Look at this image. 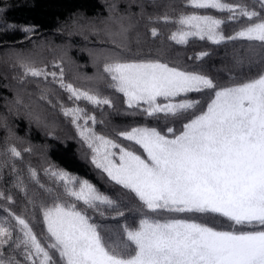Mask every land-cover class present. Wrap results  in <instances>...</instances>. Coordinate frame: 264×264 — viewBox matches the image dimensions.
Listing matches in <instances>:
<instances>
[{
	"label": "snow or ice",
	"instance_id": "6c2138e0",
	"mask_svg": "<svg viewBox=\"0 0 264 264\" xmlns=\"http://www.w3.org/2000/svg\"><path fill=\"white\" fill-rule=\"evenodd\" d=\"M187 4L227 16L192 13L174 20L165 13L148 20L178 25L167 39L181 45L189 38L213 44L250 42L248 68L254 75L220 85L201 72L170 66L161 59H124L122 53L131 51L127 42L132 25L124 23L131 19L127 9L135 5L140 16L145 15L139 0L124 4L112 0L107 14L88 26L93 35L103 34L102 42L114 46L108 54L94 55L96 77H75L94 81V87L81 88L68 81L62 63L54 62L58 71H49L46 65L36 67L29 59H19L24 78L44 82L40 100L53 107L58 104L62 114L71 118L80 141L90 150V162L118 186L140 218L134 225L120 223L129 203L52 166L44 169L55 185L48 187L29 165L30 180L42 190L39 218L34 211L30 222L4 209L15 223L7 218L0 222V264H264V0H187ZM242 19L243 26L234 34L223 33V25ZM150 34L156 38L161 32L152 27ZM207 55L202 51L195 59ZM101 85L122 95L132 110L126 114L163 119V127L116 130L117 139L131 142L126 147L96 132L95 125L104 120L78 105L65 107L58 96L56 104L50 99L62 91L73 104L85 101L95 108H114ZM192 93L207 99L202 103L191 98ZM177 121L179 128L169 126ZM5 154L23 158L16 146L8 147ZM16 171L13 164L12 172ZM14 187L27 195L19 175ZM0 200L14 203L3 191ZM28 203L37 208L33 200ZM97 217L115 220L117 226L101 225ZM33 222L42 225L39 236Z\"/></svg>",
	"mask_w": 264,
	"mask_h": 264
},
{
	"label": "trees",
	"instance_id": "16d2710c",
	"mask_svg": "<svg viewBox=\"0 0 264 264\" xmlns=\"http://www.w3.org/2000/svg\"><path fill=\"white\" fill-rule=\"evenodd\" d=\"M112 0H0V191L11 195L14 203L0 200V222H15L7 216L5 208L17 215H24L31 221L35 211L39 218L38 206L41 203L42 190L29 178L28 166L35 168L40 181L48 187H55L52 178L44 174V169L52 166L54 169L65 170L80 179H86L95 185L100 192L114 199H121L123 203H129L118 186L108 181L105 173L95 168L90 162V150L84 145L77 135L76 128L71 123V118L65 117L59 105L53 107L47 101L40 100V91L44 88V82L39 78L23 77V69L19 62L12 57L1 55L3 49L31 51L35 55L31 60L36 67L47 66L49 71H58L52 64L62 63L65 68V77L68 81L81 88L94 87V81L79 83L71 74L76 73L83 77H96L98 65L94 63V55L103 56L110 53L114 46L102 42L103 34L93 35L88 31L90 23H98L107 14V4ZM119 3H127V0H118ZM144 5L145 15L140 16V8L133 5L127 9L131 17L130 23H135V35L133 40L127 42L130 52H123L124 59H161L170 66H177L184 70H195L211 77L220 85H228L250 77L255 71H249V54L246 51L250 42L246 40L227 41L221 44H213L208 40L189 38L186 45L177 44L168 40L172 31L179 27L174 23L150 22L148 16L153 18L165 13L174 20L182 14L213 15L217 18H226L227 13H221L213 9H195L187 4V0H139ZM229 3L248 2V0H226ZM259 10V5H256ZM78 17L81 20H78ZM83 21V22H81ZM243 19L228 22L222 26L225 35H232L243 26ZM24 27L34 30L30 33L22 31ZM157 27L161 35L153 38L150 29ZM64 30V34L61 31ZM87 37V38H85ZM252 46L259 51L255 42ZM208 53L201 60H196L197 53ZM90 53L92 55H90ZM191 58V59H190ZM70 60L76 70L69 69L65 60ZM30 60V59H29ZM243 61V63H238ZM102 67V65H100ZM51 79V78H49ZM39 84V87H38ZM102 94L111 96L114 108H95L85 101L73 102L67 99V93L59 92L50 96L53 104H56L57 96L65 107L79 106L85 108L90 115H95L97 120H104V124L97 123V133L117 139L116 130H128L131 127L148 126L162 128L164 120L145 118L142 114L129 115L131 109L123 103V97L114 93L111 89L100 86ZM22 92L28 96L23 97ZM191 98L200 99L203 103L207 96L199 93L190 94ZM21 103H17V100ZM38 106V107H37ZM39 116V121L36 120ZM45 119L49 121L45 122ZM44 124V125H43ZM169 126L180 127V123H169ZM118 143L129 146L131 142L122 138ZM16 146L22 152V159H10L6 155V149ZM30 148L31 152L23 149ZM136 150L142 152L136 146ZM15 164L16 172H12ZM17 175L23 179L27 190L20 191L14 187ZM37 205L34 209L29 200ZM125 217L120 223L127 222L134 225L138 221L139 214L129 203L125 209ZM101 225L115 228V220L96 218ZM34 231L39 236L42 225L32 223ZM10 251V250H9ZM7 254V252H6Z\"/></svg>",
	"mask_w": 264,
	"mask_h": 264
},
{
	"label": "rangeland",
	"instance_id": "374dc122",
	"mask_svg": "<svg viewBox=\"0 0 264 264\" xmlns=\"http://www.w3.org/2000/svg\"><path fill=\"white\" fill-rule=\"evenodd\" d=\"M78 20L80 21L81 20V18H79L78 17ZM81 22H83V21H81ZM125 25L127 26L128 24H131L130 23V21H128V20H125ZM132 25V27H131V30H130V32H129V38H128V41H129V43H130V41H132L133 40V37H134V35H135V32H136V29H135V23H132L131 24ZM86 29H88V28H86ZM61 33L62 34H64V30L63 31H61ZM128 43V44H129ZM2 53H1V55L3 56V58L2 59H4L5 57H12L13 59H15V60H17V62H19V59L20 58H26V59H30L31 60V57H32V59H33V57H34V60H35V55H33L32 54V52L31 51H25V50H22L21 52H20V50H11V49H3L2 51H1ZM108 54V53H107ZM32 61V60H31ZM34 62V61H33ZM2 64H3V62H1ZM2 64H0V65H2ZM65 64H66V66L69 68V69H72L73 71L74 70H76V67H75V65L70 61V60H65ZM71 74L74 76V77H83V76H80L79 74H74V73H72L71 72ZM76 81L77 82H79V83H83L81 80H78V79H76ZM84 82H87V81H84ZM22 94H23V97L25 98V99H28V96L27 95H25L23 92H22ZM38 107V106H37ZM48 122L49 121V119H45V122ZM44 125V124H43ZM142 151V150H141ZM142 153V152H141Z\"/></svg>",
	"mask_w": 264,
	"mask_h": 264
}]
</instances>
